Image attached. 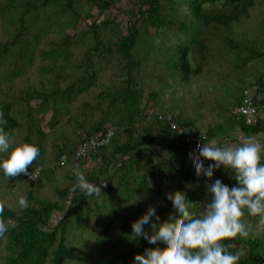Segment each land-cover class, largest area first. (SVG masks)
Instances as JSON below:
<instances>
[{"label": "trees", "instance_id": "16d2710c", "mask_svg": "<svg viewBox=\"0 0 264 264\" xmlns=\"http://www.w3.org/2000/svg\"><path fill=\"white\" fill-rule=\"evenodd\" d=\"M66 1L68 3L61 0L58 5L54 0H0V92L5 97V100H0V111L4 113L5 128L15 138L17 134L14 132L24 133L22 142L33 143L40 148L38 157L28 166V172L39 163L47 162L52 175L56 170L67 168L65 176L70 182L63 183L62 188L55 190L60 200H40L28 190L26 198L29 207L26 209L16 212L0 204L2 216L11 225L7 234L0 237V264H134L137 254L145 255L146 249L157 245L140 237L129 240L126 246L120 239L118 242L121 244H112L111 251H105L108 245L105 238L114 220L121 217L132 227V223L151 204L156 207L161 222L168 219L169 214L179 218L167 197L162 196V203L165 204L159 206L148 199L147 195L151 194L145 188L144 171L147 169L151 180L157 182L158 179L160 184L167 180L165 188H169V192L179 190L186 193L197 212L202 211L204 204L209 202L207 185L218 178L214 174L210 182L201 181L196 177L195 166L188 163L190 148L196 149L202 138L195 142L189 133H183L180 137L173 135L167 122L158 119L157 114L164 118L170 116L183 129H188L195 121L188 113H182V106L176 105L174 100L168 108L154 111L160 103L159 94L148 85L154 81L155 75L162 73L147 76L144 71L146 64L153 62L162 68L168 60L166 65L170 67L168 77H165L168 85L169 79L174 84L177 81L183 84L205 72L210 74L215 69L206 66L220 61V64L229 66L225 77L234 81V87L236 82H246L242 79L244 72L238 78L235 71H244L253 62L261 69L256 84L264 85V29L252 39L244 32H237L240 27L237 22L250 17L254 0H135L139 4L137 15L141 23L130 21L126 33L117 28L104 33V27H115L119 23L114 19H98L88 23L92 17L89 11L81 13L75 10V0ZM114 3L115 0L87 2L89 8L95 7L100 13ZM70 10L75 14L76 21L68 26L69 23L61 21L60 17ZM39 14H43L41 21L38 20ZM129 16L132 17L130 11ZM81 19L86 22V28L77 36L82 40L90 35L91 41L80 52L75 64L70 65V48L78 39L71 41L74 37L66 33L65 28L76 29ZM57 35L58 39L55 38ZM163 41H167L169 54L161 49ZM31 72L40 74L41 79L33 80L27 76ZM174 75H177L176 78ZM33 81H37L38 85L31 84ZM139 82H142L141 86ZM92 90L98 91L94 97L90 95ZM86 96L89 99L84 101ZM32 99L37 102L33 108L30 107ZM235 101L238 103L240 100L236 97ZM70 107L77 110V114L68 119L72 126L71 133H59L57 127L70 115ZM48 112L52 114L50 132L46 135L40 129L36 116ZM195 113L202 117L199 111ZM222 116L223 113L216 115L218 121L223 119ZM139 123H142L141 127ZM202 123L196 127L207 125V135L213 136L217 123ZM109 124L115 127L109 144L83 160H73L78 145ZM258 124H248L246 130L255 132ZM134 130L140 133L134 134ZM45 140L51 146L48 154L43 151ZM158 144L161 148H158ZM62 157L65 163L57 164ZM96 158L100 161L95 164L98 167L95 174H90V169L82 168ZM212 162L207 160L204 166L208 167ZM75 165L79 166L87 182L96 186L101 183L104 191H113L115 178L116 184H124L127 190L129 203L123 208L124 214L112 210L104 221L99 240L92 239L90 233L89 237L83 239L80 220L83 219L84 201L102 193L96 192V188L90 196L85 195L82 189L73 192L77 176L69 168ZM132 173L133 186H129L126 179ZM23 175L26 174L8 178L0 172V197L4 188H12L14 194V188L18 190L25 183L21 181ZM192 180H195L192 185L186 186ZM225 181L229 186L234 185L231 175ZM169 182L173 185L169 186ZM161 195L162 189L158 187L154 196ZM113 198L114 194H111L108 202L113 204ZM54 217L58 218L52 226ZM244 219L253 224L258 220L247 212ZM132 231L123 228L122 236H129ZM230 239L245 249L243 245L250 247L239 264H258L259 259L262 260L260 264H264V236L260 238L262 245L255 243L259 241L258 238H254V243L239 236ZM75 242H83L91 248L78 250ZM117 245H120L119 250ZM159 246L164 247L163 244ZM104 251V255L115 254L118 258L110 256L101 259L99 256ZM131 255L132 259L127 260Z\"/></svg>", "mask_w": 264, "mask_h": 264}, {"label": "clouds", "instance_id": "9594fccd", "mask_svg": "<svg viewBox=\"0 0 264 264\" xmlns=\"http://www.w3.org/2000/svg\"><path fill=\"white\" fill-rule=\"evenodd\" d=\"M250 86L258 90L257 85ZM244 90L242 89L240 93L241 97ZM241 100L242 98L232 107L230 113L237 119L242 118L232 114V111ZM167 124L170 128L168 122ZM5 125L4 113L0 111V172L8 178L25 173L21 181L37 185L42 175V165H36L30 172L28 166L38 157L40 148L29 142L17 143ZM109 125L115 132V127ZM141 125L142 123H139L138 126ZM190 128H188L190 136H198L199 131L203 129L207 131V128ZM171 130L173 135L177 134L174 129ZM177 136L180 137L178 134ZM199 138L197 137L195 142ZM200 157L215 163H210L205 168L204 160ZM192 164L198 176L203 173L208 178L213 177L215 169L223 166L238 183L229 186L221 178H216L208 184L209 202L204 204L200 212L194 210V204L189 201L186 193L179 190L168 193L167 198L179 218L169 214V218L161 222L156 207L150 205L147 211L132 223L133 231L130 237L131 239L143 237L157 247L146 249L145 255L137 254L134 264H239L241 258L247 254L245 248L237 249L235 240L230 238L238 236L246 238L250 235L247 221L244 219L246 212L257 217L260 224H264V140L247 137L244 141L236 140L229 143L212 139L202 144L199 156L192 159ZM37 168L40 169L39 176L34 182L28 179V176L35 179L32 173ZM74 174L77 176V183L73 192L82 189L85 195H93V190L97 186L86 181L78 165L74 166ZM17 204L21 209L29 207V201L23 195L18 197ZM2 212L3 209L0 208V237L7 234L11 227L8 220L2 216ZM145 225L149 227L146 228ZM160 244L164 247H160ZM261 261L259 259L258 264Z\"/></svg>", "mask_w": 264, "mask_h": 264}, {"label": "rangeland", "instance_id": "374dc122", "mask_svg": "<svg viewBox=\"0 0 264 264\" xmlns=\"http://www.w3.org/2000/svg\"><path fill=\"white\" fill-rule=\"evenodd\" d=\"M54 1L55 3L57 2L58 5L61 2V0H54ZM63 1L68 3L66 0H63ZM88 1L91 2V0H75L76 2L75 10H78L81 13H85V14L89 11L88 12L89 15L92 16L91 20H88V23H90L91 21L92 22L97 21L98 19L99 20L114 19L116 22L119 23V25L115 27H111V25L104 27V31H103L104 33L110 32L111 28H115V29L117 28L122 33H126V27L127 25H129L130 21L133 22L134 20H137L138 24L141 23V19L137 15V9H138L139 4H137L135 0H115V3L113 5H110L108 9L102 11V13H100V11L95 7L89 8L90 5L88 6L87 4ZM256 9L257 8L255 7L254 10H251V15L248 19L243 18L242 20L237 22L240 25V27H238L237 29V32L238 33L240 32L241 34H243L242 32H244L251 39L255 38V36H258L260 31L264 29V15L261 14L260 8L258 10ZM129 11L132 17L129 16ZM42 18H43V14H39L38 20L41 21ZM60 20L65 23H69L68 26H70L71 24L73 25L75 24L76 16L73 13V11L70 10V11H67L65 14H61ZM68 26L65 28V32L68 33L71 37H74V38H71L72 39L71 41L78 39V41L73 43L70 48V51L72 52V58L69 64L74 65L78 59V56L80 55V52L84 48H87V46L90 44L91 39H90V35L89 37L83 38L82 40H80L77 36L79 32H81L83 29L86 28V22H84L82 19L77 22L76 29L73 30ZM150 32H153V30L150 29ZM51 38L54 39V36H52ZM55 38L58 39L59 35L55 36ZM166 45H167V41H163L161 45L162 46L161 49H164L169 54V51ZM163 59L167 60L166 57H163ZM44 62H47V61H44ZM167 62L168 60L166 61V63H163L162 68L154 65L153 62H148L146 64V67L144 68V71L147 76H153L156 74V72L162 73V74L158 73L157 76L155 75V77H153L154 81L151 82L150 85H148L149 86L148 88L156 90L159 94L158 100L160 101V103L158 105L155 104L156 105L155 110H161V109L168 108L171 102L174 100L173 102H176V105L182 106L181 107L182 113L184 114L188 113L195 120L194 124H192L190 127L196 128V126L200 122H204L202 124H213L214 122L218 123V119L216 118V115L222 114L224 112L223 109L229 108L230 110V100L236 99V97H238L240 94L241 88L245 86V82L241 80L239 82H236V84H234V87H232L234 81L230 80L231 81L230 82L225 77V73H226L225 71L229 69V66L225 65V63L220 64V61L218 63L211 62V66L213 68L209 65L206 66V68L215 69L214 71L211 72V73L216 72L215 74H211V73L209 74L205 72L203 75L198 76V77H193L188 83H183V84H181L180 81L176 82V79H175L176 84H174L169 79V84H172V86H168L169 84L167 85V82L165 81V77L166 76L168 77L167 71L169 70L170 65H166ZM256 64L257 63L254 64L253 62H250L248 64V67L245 68L244 71L241 69H237L235 71L236 74L238 73V76L235 73L234 74L239 78V76L242 75V73L244 72L242 79L246 82L248 81L251 82L256 77V75H258V72H259V68L256 67ZM246 75L247 76L249 75V76L246 77ZM27 76L31 77L33 80H38V78L41 79L40 74L36 75L32 72L30 73V75H27ZM174 76L176 78L177 75H174ZM109 80H111V78H109ZM221 83H225V85L223 86ZM31 84L38 85V82L33 81ZM139 85L141 86L142 82H139ZM97 92H98L97 90L95 91L92 90L90 93L91 97L96 96ZM171 93H174V94H171ZM88 99H89L88 96L84 97V101H87ZM0 100H5V97L2 92H0ZM36 104H37L36 100L32 99L30 101L31 108H33ZM70 108H71L70 115L66 117L62 125H59L57 127L56 131L59 133L65 132L67 133V135H70L71 133L72 126H71V123L68 121V119L69 117L76 115L77 110L73 107H70ZM196 111H199L202 117H199L195 113ZM51 114H52L51 112H48L47 114H38L36 116L40 129L46 135H48V133L50 132L49 125L51 123L50 121ZM14 133L17 134V137L15 138L16 142L21 143L23 140L24 133H18V132H14ZM138 133H140L138 130H134V134H138ZM121 140L123 141L124 139L122 138ZM157 146L158 148H161L160 144H158ZM43 151H45L46 154L51 152V146L49 145L47 140L44 141ZM98 161H100L99 158L91 160L88 164L85 163L82 168L84 170L90 169L89 173L95 174L98 168L95 166V164L97 165ZM46 163L45 162L43 164L39 163V165H42L43 170H42V175L40 177L38 186L33 185L29 182H25L23 184L24 186L20 185L18 187V190L14 188L13 190L15 191L14 194L11 191L12 188L8 190L4 188L2 189L3 194H1L2 196L0 197L1 199L0 204L6 205V207H8L9 209L13 211H16V212H18L19 210L21 211V208H19L17 204V200H18V197L21 195L27 197L28 190L32 194H35L36 197L40 200H49V201L60 200L55 190H57L58 188H62L64 181L61 180V177H62V174L65 173V170L67 168L64 169V172L60 170H56L57 172L55 174V177L53 178L52 172H50V168L46 165ZM69 169L72 172H74V167H70ZM112 172L113 170L111 171V173ZM133 175L134 173L127 176L128 178L126 179V181H127V185L129 186H133V182H132ZM144 175L146 177L145 188H147V191H149L151 194V195H147L148 199L153 201V204L157 206L164 205L165 203H162V200H164L162 199V196L167 197V194L170 193L168 191L169 188L167 189L165 188V183H167V180L162 184H160V181L158 179H157V182L151 180V178L147 174V169L144 171ZM118 176H120V173L118 174ZM196 177L197 179H200L201 181L210 182V178L206 177V175H204L203 173L200 174L199 176L196 175ZM116 180L117 178H115L113 182V188H114L113 191L111 192L104 191L103 188L101 189L100 187L101 184H99L96 188L97 190L96 192L102 193V194L99 195L98 197L91 196L90 200L84 201L83 206H82L83 219L80 220V223H81L80 227L82 228L81 230L83 234V239L89 237L88 233H90L92 235L91 237L92 239L99 240L101 230L104 226V221L107 218H109V215L112 212V210H115L117 213H120V215L124 214L123 208L129 203L127 202L128 194H127V190H125L123 187L124 184L122 186H118L116 184ZM222 180L224 183L226 182L225 179L222 178ZM194 181L195 180L188 182L186 186L190 187ZM172 185L173 184L170 183L169 186H172ZM158 187H161L162 195L154 196ZM125 192H126V195H125ZM111 194H114V198L112 199L113 204L108 202L110 200ZM96 202L98 204L97 206H95ZM168 210H169V207H168ZM143 214L144 213H142V215ZM142 215H140V217ZM57 218L58 217L52 218V221H53L52 226L55 225L54 222L57 220ZM145 226H148V225H145ZM123 228L132 231V227H129V225L125 223L121 219V217H117L114 220V223L112 224V226L108 229V232L105 238V241L106 243H108V245H106L105 251L110 252L111 251L110 247L112 246V244L113 245L121 244L118 242V240L120 239L124 241L123 244H125L126 246L128 245L126 242H128L129 240H132L130 237L131 235L128 236L127 234L123 233L125 236L124 235L122 236L121 231L123 230ZM249 229H250V235L246 237V240L248 241H252L254 243L255 242L254 238L260 239L261 236H264V224H260L259 221L255 225L250 226ZM87 241H91V240L87 239ZM255 243H259L262 245L261 240L259 241L257 240ZM77 245H78V250L87 251V250H90L91 248L88 244L84 245L83 242H79ZM236 245L238 247L242 246L241 244H236ZM119 246L120 245H117V250H119ZM243 246L246 247V251H248V249L250 248L248 245H243ZM105 251L102 255L99 256L101 259L104 257H110V256L113 259L118 258V255H115V254L114 255H110V254L104 255ZM257 251L259 250L257 249ZM131 259H132V255L129 256L127 260H131Z\"/></svg>", "mask_w": 264, "mask_h": 264}, {"label": "crops", "instance_id": "0c3cea01", "mask_svg": "<svg viewBox=\"0 0 264 264\" xmlns=\"http://www.w3.org/2000/svg\"><path fill=\"white\" fill-rule=\"evenodd\" d=\"M255 7L257 8L256 10H258L260 8L261 14L264 15V0H254V4H253L251 9L254 10ZM249 12H250V14H249V16H250L251 11H249ZM260 73H261V70L259 69L258 75H256V77L253 80L251 79L252 80L251 82H249V81L245 82V86H244L245 88L243 87V88H241V90L239 88L240 93L242 92V89L251 88L250 85H257L256 80L260 76ZM263 80H264V77H263ZM257 87H258V90L256 92L255 98L253 99V106L257 110V114H258L257 122H256L258 124V121H259L258 130L255 132H248L246 129L249 125L246 124L244 122V120L237 119L230 114L232 107L234 105L238 104L235 102V99L230 100V110H229V108H227V111L223 112V116H222L223 119H221V120L219 119V121L217 123L216 131L213 134V136H210L208 134L205 139L202 138L203 139L202 142L200 143V145H197L196 149H195V147H194V149L190 148V150H189L190 158L188 160V163L190 162L192 164V159L194 157L199 156L200 148H201L202 144L208 143L212 139H216L218 141H225V142H229V143L234 142L236 140L244 141L247 137H256L258 139L264 140V135H260V134H264V85H260V86L257 85ZM238 98H239V100H240V98H242L240 94H239ZM257 124H255L253 126H257ZM201 128H207V127H201ZM200 158L204 160V163L208 160V159H205L203 157H200ZM212 163H215V162L213 161ZM46 165H47V163H46ZM116 165L117 164H114L113 166H116ZM61 171L64 172V169ZM55 174L53 175V178L55 177ZM214 174H217L218 178L220 176L221 179L222 178L226 179L230 176V171L225 170L222 166L220 169H215ZM61 180L64 181L63 182L64 184L70 183L68 178L65 176V173L62 174ZM233 183L237 184L238 181H236L234 179ZM246 221H247L248 227L253 226L258 222V220H257L256 223L253 224L249 220H246Z\"/></svg>", "mask_w": 264, "mask_h": 264}, {"label": "built area", "instance_id": "2783aa9c", "mask_svg": "<svg viewBox=\"0 0 264 264\" xmlns=\"http://www.w3.org/2000/svg\"><path fill=\"white\" fill-rule=\"evenodd\" d=\"M256 92V87L245 89L243 92L241 103L237 105L232 111V114L241 117L247 124L250 125H254L257 122V112L255 107L253 106V99L256 96ZM158 118L160 120H166L169 123L170 128L174 129L178 135H181L184 132L189 133L188 129L183 130V128L172 122L170 116H167L165 118L163 116H159ZM113 134L114 128L110 125L105 126L102 130L78 145L77 150L73 155V160L80 161L87 158L90 154H95L97 150L109 144L113 137ZM190 137L192 141L196 140L197 137L205 139L207 137V131L203 129L199 131L198 136L191 135ZM63 163H65L64 157L60 159V164ZM39 170L40 169L37 168L32 173V175L35 176V179H33L31 176H28V179L35 182L39 176Z\"/></svg>", "mask_w": 264, "mask_h": 264}]
</instances>
